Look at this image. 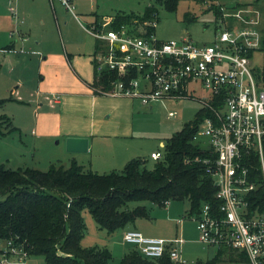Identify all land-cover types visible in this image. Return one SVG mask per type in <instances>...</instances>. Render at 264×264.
<instances>
[{"label": "built area", "instance_id": "built-area-1", "mask_svg": "<svg viewBox=\"0 0 264 264\" xmlns=\"http://www.w3.org/2000/svg\"><path fill=\"white\" fill-rule=\"evenodd\" d=\"M59 1L73 9V0ZM219 10L214 38L205 44L187 36L157 38L154 31L149 32L156 25L154 18L133 30L124 24L110 28L112 18L84 26L98 41L93 54L95 71L115 74L107 79L106 88L93 89L138 99L143 105L161 98L201 101L203 119L193 139L200 143L202 155L194 159L211 177L215 200L183 217L195 221L198 240L204 245L242 253L247 264H264L263 13L252 5L220 6ZM257 54L263 61L256 65ZM197 88L205 95L194 96ZM51 98L57 101L59 95L52 93ZM150 157L160 159L162 150L152 151ZM123 240L146 257L168 253L173 261L186 263L175 244L181 239L165 240L126 229ZM6 244L0 264L24 263L26 252L10 241Z\"/></svg>", "mask_w": 264, "mask_h": 264}, {"label": "crops", "instance_id": "crops-1", "mask_svg": "<svg viewBox=\"0 0 264 264\" xmlns=\"http://www.w3.org/2000/svg\"><path fill=\"white\" fill-rule=\"evenodd\" d=\"M99 2V0L91 1L88 9L78 2L77 6L81 11L79 9L77 13L73 11L74 8L70 10L59 0H4V9L10 12L11 21L7 15L9 40L1 50L4 52L5 101L19 103L26 101L27 107L32 105L33 114L27 109H22V106H17L14 112H4L8 117L11 116L12 120L9 118L16 129L21 131L23 127L29 131L34 149L45 151L51 147L52 143L57 144L60 148L56 157L58 160L67 159L68 162L65 165L74 159L84 169L103 173L121 170L125 162L132 157L146 159L148 155V159L154 160L150 157V153L161 150L165 140L159 139V148L150 150L149 154L140 155L135 141L131 140L138 134L133 115L135 102L140 101L125 96L95 92L91 83L99 77L93 62L98 41L92 35L87 32L91 38L85 37L78 43L74 42L75 44L69 42L70 40L65 42L63 38H61V44L57 43L56 31L61 36L62 30L66 31L67 22L70 19L76 21L83 29L84 26L104 18L113 19L116 12L110 15L104 13L102 9H99ZM247 5L261 9L263 13L261 30L264 34V0L223 5L215 2L208 8L213 10V16L216 19L220 6L232 8V6ZM215 6L218 8L217 13H215ZM13 10L16 11L15 15L18 14L16 19L12 14ZM83 10L89 12H82ZM82 16L89 18L87 22L83 19L86 25L80 20ZM214 32L210 41L214 38ZM255 56L259 58V61L254 62L253 58L254 64L257 65L263 61L259 54ZM52 93L59 95L57 101L51 98ZM148 106L151 107L152 104ZM22 111H27L29 120L26 119L22 126L16 125L14 118L16 115L20 116ZM78 138L86 139V149L83 150L85 143L78 141ZM147 207L150 212L149 217L137 218L110 233L100 229L95 221L93 224L92 216L89 218L83 214L87 228L81 244L107 246L113 255L112 264H117L123 254L133 247L132 244L123 240V231L136 229L147 236L165 240L181 239L175 244L179 257L185 262L187 260L192 261L191 263L204 262L219 254L218 249L221 248H214L213 256L203 259L213 247L200 242L195 221L183 217L189 208L188 201L185 204L181 200H169L164 206L148 203ZM186 219L192 222H187ZM88 231L90 236H86ZM86 239L87 242L84 241ZM91 240L93 243H90ZM1 247L3 246L0 245ZM221 257L219 262L234 264L227 255L222 254ZM30 264H33L31 260Z\"/></svg>", "mask_w": 264, "mask_h": 264}, {"label": "trees", "instance_id": "trees-1", "mask_svg": "<svg viewBox=\"0 0 264 264\" xmlns=\"http://www.w3.org/2000/svg\"><path fill=\"white\" fill-rule=\"evenodd\" d=\"M157 1L168 8L176 4V0ZM217 10L215 6V13ZM137 18L141 23L156 20L155 6L147 5L142 15L117 11L109 27L124 24L133 30ZM154 28H149V32ZM114 75L104 70L91 86L106 88L107 79ZM5 100L0 98V106ZM202 119L200 108L165 140L162 157L155 160L152 168L146 167L147 160L142 157L128 159L121 170L103 173L84 169L74 159L68 165L53 162L46 170L31 166L11 168L1 163L0 242L4 244L0 255L7 247L6 241H10L27 257L41 256L43 264H108L111 252L107 246L81 244L84 209L100 229L110 233L137 218L149 217L144 202L164 206L166 200H187V213H196L202 203L214 201L216 187L203 164L194 159L202 155L200 143L193 139ZM14 130L16 126L10 118L0 113V134ZM218 251V255L204 262L181 263L173 261L168 253L149 258L132 247L117 264H216L222 254L234 264H247L242 253L226 248Z\"/></svg>", "mask_w": 264, "mask_h": 264}, {"label": "rangeland", "instance_id": "rangeland-1", "mask_svg": "<svg viewBox=\"0 0 264 264\" xmlns=\"http://www.w3.org/2000/svg\"><path fill=\"white\" fill-rule=\"evenodd\" d=\"M91 1L93 0L73 1V11L79 12L80 8L77 6L78 2H81L82 6L85 9H88ZM99 1V9H102L104 13L109 15L117 11L142 15L147 5L153 4L157 10V19L154 28L155 36L157 38L163 40L180 39L184 36H187L197 43H203L209 42L212 39L213 32L217 26L215 16H213V10L208 8L211 3L215 4V2H217L223 5L232 4L233 2L249 3L255 0H176L174 8H168L157 0ZM82 12L88 13L89 11L83 10ZM7 15L11 21L10 12H6L4 9V0H0V98H4V87H6L4 86V52L1 50V48H4V45L7 44V41L9 40L7 35L9 29ZM17 15H15V19L17 18ZM83 19H86L85 22H87L89 18H85V16L80 17L82 23L86 25V23L83 22ZM139 20L140 19L137 18V21L135 20L136 22L133 23L134 29L140 28L141 21ZM67 23V29L66 31L62 30L61 36L59 35V32L56 31V39L58 44H61V38H63L65 42L70 40L69 42H73L72 44L82 41L85 39V37L91 38V36L82 27H79L78 23L73 19H70V21ZM35 58L37 59L36 56ZM258 61L259 58L255 56L254 62ZM192 94L194 96L200 97L204 96L205 92L202 89L197 88L192 92ZM25 102L19 103L17 101H5L4 103L3 101L0 106V113H11L16 110L17 106H22V109H27L33 114L31 109L32 105L28 106V108ZM151 104L152 106L149 107L148 105H143L138 101L135 102V112L133 116L135 120L134 125L137 127L138 134L131 140L132 142L135 141L134 143L139 148L140 155L149 154L150 150L159 148V139L166 140L172 133H174L176 130H179L183 123L189 119H192L195 113L202 107L201 101L196 98H163L161 101H155ZM170 111L174 113L173 116L169 115ZM28 116L29 114L27 111H22L20 116H15L14 123L16 125L19 124L22 126V123H25L26 119L29 120ZM9 117L11 118V116ZM202 129L203 128L201 127L200 130ZM56 140L57 138L54 140V142H56ZM32 142L33 140L29 131L23 127L21 128V131L16 129L7 135L0 134V164L3 163L7 167L11 168H16L18 165H28L37 167L41 170H46L49 167L51 160L52 162L67 164V159H57L56 156L58 155L57 153L59 152L58 150L60 148L57 146V144L54 145L52 143L50 148L42 151L41 149H34ZM146 159V167L152 168L155 161L148 159V155ZM181 201L187 204L186 200ZM148 203L149 202H144L146 206H148ZM83 214L89 218L91 216L87 209L83 210ZM91 220L93 224H95L94 220ZM186 221L192 222L189 219H186ZM86 228L87 227L85 223V231ZM86 236H90L89 231ZM84 241L87 242V239ZM90 243H93L92 240ZM2 244L4 243L0 242V245ZM213 254L214 248H210L208 255L203 259H206L207 257L210 258L213 256ZM112 256L113 255L111 254V259L108 261V264H112ZM30 260L33 262V264H43L41 256L31 255L26 257L25 264H30ZM186 262L191 263L192 261L187 260ZM217 264L231 263L221 261Z\"/></svg>", "mask_w": 264, "mask_h": 264}, {"label": "water", "instance_id": "water-1", "mask_svg": "<svg viewBox=\"0 0 264 264\" xmlns=\"http://www.w3.org/2000/svg\"><path fill=\"white\" fill-rule=\"evenodd\" d=\"M78 141H81V142L85 143L84 146H83V150L87 148L86 139L85 138H78Z\"/></svg>", "mask_w": 264, "mask_h": 264}]
</instances>
